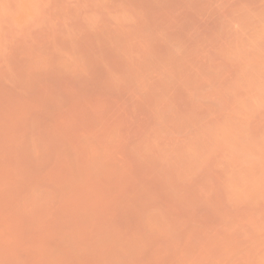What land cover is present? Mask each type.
I'll return each instance as SVG.
<instances>
[{"label": "rangeland", "instance_id": "374dc122", "mask_svg": "<svg viewBox=\"0 0 264 264\" xmlns=\"http://www.w3.org/2000/svg\"><path fill=\"white\" fill-rule=\"evenodd\" d=\"M0 264H264V0H0Z\"/></svg>", "mask_w": 264, "mask_h": 264}]
</instances>
